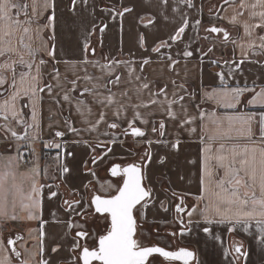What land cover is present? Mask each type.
I'll return each mask as SVG.
<instances>
[{
    "label": "crops",
    "instance_id": "obj_1",
    "mask_svg": "<svg viewBox=\"0 0 264 264\" xmlns=\"http://www.w3.org/2000/svg\"><path fill=\"white\" fill-rule=\"evenodd\" d=\"M12 2L27 5L32 23H27L29 17L24 11L10 10L21 27L12 29L10 47L14 51L0 56V75L5 80L0 84V105L5 100L10 101L15 92L19 91L20 95L15 101V116L10 111L0 112V157L4 158V163L9 157L13 158V167L19 173H30L33 168L30 162L35 160L40 169L39 184L51 187H43L40 197L42 211L36 213L38 219H28L27 212L17 207L16 219L10 212L6 220H0V260L6 264H23L24 260L29 264H42V261L76 264L79 248L73 251V247L78 239L74 236L75 227L70 225L81 217L68 212L64 200L83 199L87 203V191L96 183L98 174L101 177L102 166L108 156L127 155L129 148L122 145L123 140H119L122 141L120 143L116 139L128 121L133 119L134 106L143 103L148 106L135 110L148 123L137 121L136 126L148 131V137L155 140L158 134L149 130L163 122L166 129L162 139L179 141V151L155 143L151 146L152 160L144 168L145 185L151 191L147 206L141 209L144 227L174 230L176 235L173 239L166 237L167 248L175 246L193 250L197 264H264V243L260 241L261 233L255 221L250 226L213 223L207 225L213 233L209 236L202 230L206 220L205 208H208L207 218L218 220L219 217L215 216L207 197L198 199L205 195L204 187L209 181L205 174L206 157L212 181L208 186L211 191H218L216 183L225 178L224 170L218 168L215 159L221 154V144L225 148L235 147L237 151L253 146L251 141L236 133H232V139L216 141L210 140L209 136L214 127L211 124L213 116L223 118L264 112V106L259 102L251 103L264 88V48L260 47L264 43L261 39L264 37V19L260 15L264 7L259 6L257 0H191L190 3L189 0H168L167 4L162 0H87V3L75 0V4L73 0H55V20L52 21L51 8H43L44 0H37L36 14H33L32 0ZM124 7L133 11L118 17L116 13L123 11ZM150 20H155V23H149ZM185 22V32L179 39L172 40L171 37ZM105 25L106 29L101 31ZM24 27H28L29 32L25 33ZM212 27L225 30L228 40L223 39V32L208 31ZM141 36L144 37L143 42ZM161 42H167L168 46L161 47L159 52L153 51L160 47ZM86 44L87 51L84 50ZM25 45L36 54L29 55ZM53 45L55 59L47 54ZM185 51H191L193 55L184 56ZM21 57L32 62L34 67L28 69L20 64ZM41 59L46 63L40 64ZM144 60L150 63L142 64ZM240 60L244 63L239 64ZM113 61L117 63L113 64ZM6 64H12L15 72L12 68L3 67ZM103 65H111V69L101 68ZM37 68L40 69L38 87L51 84L53 90L51 94L46 88L38 92L34 104L32 93L25 91L28 83L22 85L20 80L23 73L25 81H31V77L37 74ZM57 70L58 80L54 78ZM219 73H224L223 83ZM117 75L120 76L119 84L108 85ZM86 76L91 79H85ZM145 83L149 85L147 89L143 88ZM236 87L255 91L243 93L235 108H226L206 99L208 94ZM85 89L91 91L85 92ZM165 91L167 100L184 96V101L172 106L177 119L169 117L165 107L149 104L151 99L165 100ZM125 92L127 95H123ZM65 94L69 101L63 100ZM110 94L113 101L126 106L119 119L113 114L115 103L107 107L98 103ZM34 108L35 121L32 119ZM102 112L106 113L108 123L116 121L121 127L110 129L107 123H100L93 130L92 124ZM5 115L8 119H4ZM186 118L194 119V122L184 123ZM33 124L38 127L29 126ZM70 127L77 131H70ZM193 128L195 132L191 130ZM257 129L258 124H254L256 135L253 140L259 145ZM58 131L64 133L63 137L55 135ZM107 137L110 143L116 140L107 146L112 148V152L93 164L92 157L104 153H95L94 143ZM56 144L61 145L60 149L55 148ZM206 148L211 151L206 152ZM58 164L66 165L71 171L63 173ZM235 167L239 168V165ZM240 175L244 176V173ZM245 179L248 180L247 177ZM248 182L251 184L250 180ZM163 185H168L177 196L169 195ZM225 187L231 190L230 185L225 184ZM53 191L58 195L49 198ZM252 191L257 198L261 196L259 182L252 185ZM240 194L243 198V189ZM178 197L182 198L186 211L195 208L191 217L193 223L188 225L191 231L185 235H180L184 231L180 220L187 224L189 217L184 212L177 222L174 205ZM233 227L234 231L231 230ZM232 237L234 247L230 244ZM10 240L15 241L14 251ZM240 245L247 255L238 260L234 249ZM53 248L58 250L53 252ZM152 260L153 264H179L165 262L161 258Z\"/></svg>",
    "mask_w": 264,
    "mask_h": 264
},
{
    "label": "snow or ice",
    "instance_id": "obj_2",
    "mask_svg": "<svg viewBox=\"0 0 264 264\" xmlns=\"http://www.w3.org/2000/svg\"><path fill=\"white\" fill-rule=\"evenodd\" d=\"M83 2L87 3V0H83ZM162 2L167 4L168 0H162ZM190 2L191 0H189V3ZM73 4H75V0H73ZM257 4L264 7V0H257ZM36 7L37 0H32L33 14H36ZM241 7H243V4ZM43 8L45 10L51 8L50 19L54 21L56 8L55 0H44ZM17 9L24 11L25 16L29 17L27 23H32L31 16L26 10L27 5H17L12 2V0H0V25H2V27H0V56L4 55L6 52L14 51V49L10 47V38L13 34L12 29L20 28L21 24L19 20H15L13 15L10 14V10ZM132 11V8L124 7L123 11H118L116 15L118 17H123L125 13ZM260 15L262 19H264V12L260 13ZM149 23L154 24L155 20H150ZM197 23H199V21H197ZM106 27L107 25H105L101 31H104ZM257 27H259V25H257ZM186 28L187 22L178 28L175 35H173L171 39L174 41L179 39L181 34L185 32ZM23 31L27 33L29 32V28L24 27ZM208 31L216 34L223 32V39L225 41L229 38L228 33L221 28L212 27L208 29ZM140 39L141 42H143L144 37L141 36ZM261 39L264 40V37ZM167 46V42H161L160 47L154 48L153 51L159 52L161 47ZM252 47H255V44H253ZM260 47L264 48V43H261ZM25 48L28 49L29 55L34 56L36 54L28 45H25ZM84 50H88L87 44L85 45ZM209 51H212V49L210 48ZM47 54L55 59L56 53L54 45L49 49ZM183 55L191 57L193 53L191 51H185ZM168 58L171 59L170 56ZM14 63L15 62H13V64ZM19 63L26 65L28 69H32L34 67L32 62L25 61L23 57L20 58ZM39 63L45 64L46 61L41 59ZM85 63H88V61H85ZM112 63L115 64L117 62L113 61ZM148 63H150L149 60L142 61V64ZM232 63L237 64L236 61H233ZM243 63L244 60L239 61V64ZM3 67L12 68V64H6L3 65ZM100 67H107L109 70L111 69V65H103ZM12 70L15 72L14 68H12ZM85 71L87 70L85 69ZM36 73V76L31 77V81L27 82L25 81V76L22 73L20 80L22 85L28 83L29 86L25 91H30L32 93L34 104L38 92H43L46 88L48 93L51 94L53 90L51 84H46L44 87H38L40 75L39 68L36 69ZM218 76L223 83L225 79L224 73H219ZM54 78L57 80L59 79L58 70L56 71ZM85 79H91V77L86 76ZM136 79H140V77H136ZM109 82L119 84L120 76H115L114 80ZM4 83L5 80L3 76L0 75V84ZM72 83L75 84L76 82L73 81ZM97 86L98 85H94V87ZM104 86L106 87V85ZM12 87L15 88L16 85L13 84ZM148 87L149 85L147 83L143 85V88L145 89ZM178 87H182V85H179ZM72 90L74 91L75 89L73 88ZM84 91L89 92L91 90L85 89ZM248 91L254 92L255 89H249L246 87H236L231 89L224 88L220 92L208 94L206 99L213 100L218 105H223L226 108H235L240 102V98L243 93ZM109 92H111L110 89ZM19 95L20 93L17 91L12 95L10 101L5 100L4 104L0 105V112L10 111L12 115L15 116L17 114L15 101ZM123 95H127V93L125 92ZM156 95H160V93H157ZM164 95L165 100L161 101L151 99L149 104H159L162 107H165L167 115L172 119H177L176 113L172 110V106L184 101V96L181 95L178 99L174 98L172 100H167L166 91ZM63 100L69 101V96L65 94L63 96ZM258 102L264 106V88H261L256 99L251 101L253 104ZM98 103L104 107L115 103L116 108L113 114L118 119L123 114L122 109L126 107L119 102L113 101L112 94L106 97L104 101H98ZM147 106V104L143 103L135 105L133 119L128 121L127 126L122 129L121 134L123 136L130 135L133 138H140V140L147 145V147L144 149L143 159L139 163H131L127 167L123 168H121L120 165H115L111 168V175L113 177H122V185L117 188L116 194L111 196L95 195L92 196L87 203H85L83 199L74 201L64 200V204L67 206L66 210L68 212L75 213L76 216L86 219L87 216L90 215L88 209L92 208L94 213L100 214L104 217V219L110 222V228L107 230L106 234L99 236L98 246L94 247L92 250H90L88 246H82L79 240L76 241L73 251H75L76 248L81 249V255L78 256V259L82 260V264H153V261L150 258H163L164 261L181 262V264H197L196 254L192 250L180 248L178 251H172L166 250L164 247L160 246H143L137 238L138 225L136 213L145 208L148 200L151 198V191L144 184L145 173L143 171V169L146 168L152 160V154L150 151L151 146L155 143L157 145L170 147L171 149L179 151V141L166 142L162 139V137L165 136V123L160 122L158 126L153 125L149 130L152 133L158 134L155 140L148 137V131L142 130L141 127L136 126L137 121H141L144 124L148 123L146 119L142 118L140 112L135 110L140 107ZM4 119H8L7 115L4 116ZM32 119L33 121L36 120L35 108L33 109ZM193 122L194 119L186 118L184 120V123L187 124H191ZM100 123H107V127L110 129H118L121 127L116 121L108 123L106 120V113L104 112L100 114L96 123L92 124V129L95 130ZM211 124L214 127L210 130V140L216 141L232 139V133H236L237 135L251 141L253 146H245L242 151H237L235 147L225 148V146L221 144V154L216 156L215 159L218 162V168L224 170L223 175L225 178L220 179L218 183H216L218 191H211L208 186L212 181L208 171V158L206 157L205 174L209 176V181L204 187L205 195L198 197V199L203 200L207 197L214 209L215 216L219 217V219L214 220L207 218L208 208L206 207L205 226L202 230L205 234L212 236V229L207 225L213 223H228L232 225L243 223L244 225L250 226L251 222L255 221L261 233L260 241L261 243H264V147L259 146L264 145V112L259 114L253 112L240 116H228L223 118L213 116ZM254 124H258L257 131L260 133L259 145L255 140H253L254 135H256L253 131ZM29 126L38 127V125L35 124ZM69 130L72 132L77 131L74 127H70ZM191 130L193 132L196 131L194 128ZM206 134H208L207 126ZM12 135L15 136L16 133L13 132ZM25 135L27 136V133H25ZM55 135L63 137L64 133L58 131ZM105 135H108V133H105ZM33 139H36V137H33ZM111 143H116V140L113 139ZM60 147V144L55 145V148L57 149H60ZM99 147H104L106 150L102 155L92 157L93 164L97 163L99 160H103L104 156L112 152V148L107 147V145L103 144V142L98 143L93 148V151H95V148ZM205 151L210 152L211 149L206 148ZM69 155H71V153H69ZM57 159H59V157H57ZM14 164L15 161L13 158L9 157L7 163H4V158L0 157V220H6L9 217L10 212L12 214V218L16 219L17 217L15 213L17 207L27 212L28 219L36 220L38 219L36 214L37 211H42L40 197L42 196L43 187H51V185L39 184L38 178L40 176V169L37 162H33V168L30 173H19L18 170L13 167ZM237 164L239 165V168L235 167ZM57 167L62 168L63 173H69L71 171V169H69L66 165L58 164ZM241 172L244 173V176L240 175ZM92 175H95V173L93 172ZM245 177L251 181V184H249ZM257 182H259L261 189V196L259 198H257L255 192L252 191V185H255ZM225 184L230 185L231 190L228 187H225ZM241 189H243V198L240 194ZM57 195L58 193L53 191L49 194V198H54ZM81 205H83V207H80ZM138 205L140 206V209L137 208ZM164 210L167 211V208H164ZM175 211L177 213L186 212V215L189 217L187 224H185L183 219L180 220V223L184 228V231H181L180 235H185L187 231H191V229L188 228V225L193 223L191 217L195 212V208L190 211H186V209L177 205L175 207ZM43 223L44 222L41 221V224ZM70 227H77V225L72 223ZM79 227L83 229V225H80ZM231 230L234 231L235 228L233 227ZM172 235H176V233H173ZM41 236H43V232H41ZM75 237H79L81 239L87 238L89 237V233L84 230H79L75 233ZM9 243L15 244V241L10 240ZM242 247V245L235 247L234 251L237 254L236 259L246 257L247 253L242 251ZM14 250L15 249H13V251ZM57 250V248L52 249L53 252ZM41 251H43V249H41ZM16 255L19 257L20 253L17 252ZM0 264H6V261L0 260ZM23 264H29V261L24 260ZM42 264H48V261H42Z\"/></svg>",
    "mask_w": 264,
    "mask_h": 264
},
{
    "label": "rangeland",
    "instance_id": "obj_3",
    "mask_svg": "<svg viewBox=\"0 0 264 264\" xmlns=\"http://www.w3.org/2000/svg\"><path fill=\"white\" fill-rule=\"evenodd\" d=\"M117 137H118V139H116V140L117 141L123 140L122 145L126 148H129L130 151L127 153V155L126 154L125 155H113V156H108V158L106 159L105 164L102 166V167H104V170L101 167V169H102L101 170V173H102L101 177L98 174V177L96 178L97 181H96V183L93 184L94 188L96 187V189L98 190V193L101 195L102 194L107 195V194L114 193V192H116L117 188L119 187V180L118 179L108 177V173L105 169L106 165L110 164L114 161H119V160L120 161H127V160L136 159V157L139 156V155H137V153L140 150L145 149V144L140 140V138H133L132 136H123L122 134H120ZM109 140H110L109 137H107V139H100V141H96L94 144L96 146L98 143L103 142V144L109 146L111 144ZM133 140H135V142H133ZM33 147L34 146L32 145V148ZM104 151H105L104 147L95 148V153H100V152H104ZM32 161L34 162L35 160H32ZM33 162H30V163L33 165ZM89 209H88V212H89ZM138 209H140V206L138 207ZM137 216H138L140 222H143L141 210L137 212ZM75 224L77 225V227L74 228V236H75V233L79 230L89 231L90 232L89 239L92 241V243L95 242L96 236L103 233L107 227L106 219H104V218H101L99 220L96 219L95 220V224H96L95 227L90 226V224L82 221L81 219L76 220ZM80 225H83V229H81L79 227ZM143 225H144V223H143ZM139 236H140L139 241L141 244H143V246H146L147 244H150L152 242H157V244L162 245L166 248L168 246L167 238L165 236L158 235V233H155L152 226H149V225H146V227L141 226ZM76 238L80 241V239L78 237H76ZM79 255H80V248L77 252L76 264H81L80 259H78ZM151 259H154V258H151Z\"/></svg>",
    "mask_w": 264,
    "mask_h": 264
},
{
    "label": "flooded vegetation",
    "instance_id": "obj_4",
    "mask_svg": "<svg viewBox=\"0 0 264 264\" xmlns=\"http://www.w3.org/2000/svg\"><path fill=\"white\" fill-rule=\"evenodd\" d=\"M130 136V135H129ZM147 146H145V148H146ZM143 154H144V149L143 150H140L138 153H137V155H139L138 157H136V159H132V160H127V161H114V162H112V163H110V164H107L106 165V167H105V169H106V171H107V173H108V177H110V175H109V171L111 170V168L113 167V165H115V164H117V163H119V164H121L122 166H125V165H127V164H129V163H132V162H139V161H141L142 159H143ZM116 179H118L119 181H120V184H121V181H122V177H118V178H116ZM96 193H98V190L96 189V187L94 188V186H91V188H89L88 189V191H87V202L89 201V199H91V197L92 196H94V194H96ZM111 194H113V193H111ZM111 194H107V195H105V196H109V195H111ZM103 195V194H102ZM179 198L180 197H178V198H176L175 199V205H174V211H175V207L179 204V202H180V200H179ZM183 201V200H182ZM183 202H182V204H181V207H183ZM139 207V206H138ZM137 207V208H138ZM89 213H90V215H88L87 216V218L85 219V218H80L82 221H84V222H86V223H88V224H90V226H92V227H95V220L97 219V220H99V219H101V218H104L103 216H101L100 214H96V213H94V211H93V209L92 208H90L89 209ZM136 215H137V213H136ZM175 217L177 218L176 220H177V222H179V218H180V213H177L176 211H175ZM137 221H138V234H139V232H140V230H141V226H143L144 227V225H143V222H140V220H139V218H138V216H137ZM106 223H107V227H106V230H108L109 229V227H110V222L108 221V220H106ZM108 228V229H107ZM168 229H154V231H155V233H158V235H162V236H165V237H168L169 239H173L174 237H175V235H172L173 233H175V231L174 230H172V229H170L169 227H167ZM88 233H89V236H90V232L89 231H87ZM107 232V231H106ZM102 234V233H101ZM101 234L100 235H97L96 236V239H95V242L94 243H92V241L89 239V237H87V238H84V239H81V238H79L80 239V244L82 245V246H88L89 247V249H93L94 247H97L98 246V238H99V236H101ZM139 236V235H138ZM156 244H157V242H156ZM147 245H150V244H147ZM146 245V246H147ZM173 248H175V246H172V248H169V249H173ZM175 249H178V248H175ZM174 249V250H175Z\"/></svg>",
    "mask_w": 264,
    "mask_h": 264
},
{
    "label": "water",
    "instance_id": "obj_5",
    "mask_svg": "<svg viewBox=\"0 0 264 264\" xmlns=\"http://www.w3.org/2000/svg\"><path fill=\"white\" fill-rule=\"evenodd\" d=\"M140 162V161H139ZM139 162H132V163H139ZM129 164H131V163H129ZM129 164H127V165H125V166H122L121 164H119V163H117V164H115V165H120V167L121 168H123V167H127ZM115 165H113V166H115ZM143 171H144V169H143ZM109 175H110V177H112V178H118V177H113L112 175H111V170L109 171ZM144 184H145V180H144ZM122 185V181H121V184H120V186ZM119 186V187H120ZM146 186V185H145ZM147 187V186H146ZM114 194H116V192H114L113 194H111V195H114ZM95 195H101V194H99V193H96V194H94V196ZM111 195H109V196H111ZM101 196H105V195H101ZM179 200H180V202H179V204L178 205H180L181 206V204H182V198L180 197L179 198ZM139 206V205H138ZM137 206V207H138ZM183 213H180V215H182ZM137 225H138V221H137ZM110 228V227H109ZM106 234V233H105ZM137 238H138V240H139V237H138V227H137ZM84 239V238H83ZM10 245H11V248L12 249H15V244H12V243H10ZM147 246H160V247H164V246H162V245H159V244H154V245H147ZM166 250H172V251H178L180 248H186V247H180V248H178V249H169V248H166V247H164ZM187 249H189V248H187ZM90 250H92V249H90ZM189 250H191V249H189ZM193 251V250H192ZM243 251V250H242ZM234 254L235 255H237L236 253H235V251H234ZM80 255H81V251H80ZM151 259V258H150ZM163 259V258H162ZM81 261V264H82V260H80ZM171 263H179V264H181V262H171Z\"/></svg>",
    "mask_w": 264,
    "mask_h": 264
},
{
    "label": "trees",
    "instance_id": "obj_6",
    "mask_svg": "<svg viewBox=\"0 0 264 264\" xmlns=\"http://www.w3.org/2000/svg\"><path fill=\"white\" fill-rule=\"evenodd\" d=\"M108 85H110V82H108ZM91 188V186L89 187ZM163 189L169 194L171 195L172 197H175L177 196L172 190L171 188L168 186V185H163ZM108 229V228H107ZM107 230H105L101 235L105 234ZM139 235V234H138ZM156 244L155 242L154 243H150V245H154ZM230 244H231V247H234V238L232 237L231 240H230ZM81 251V249H80ZM237 257V255H236ZM241 258V257H240ZM240 258L238 260H240ZM162 259V258H161ZM163 260V259H162ZM164 261V260H163ZM81 262V261H80ZM167 262V261H165Z\"/></svg>",
    "mask_w": 264,
    "mask_h": 264
}]
</instances>
